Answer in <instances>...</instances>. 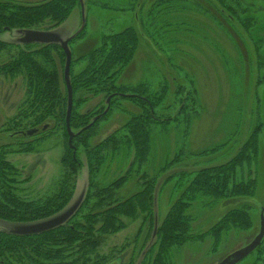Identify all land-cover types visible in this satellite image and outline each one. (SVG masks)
Returning a JSON list of instances; mask_svg holds the SVG:
<instances>
[{
	"label": "rangeland",
	"instance_id": "rangeland-1",
	"mask_svg": "<svg viewBox=\"0 0 264 264\" xmlns=\"http://www.w3.org/2000/svg\"><path fill=\"white\" fill-rule=\"evenodd\" d=\"M12 1L17 4L39 2ZM157 1L79 0V5L63 23L52 28L47 23L32 30L53 32L69 42L72 72L76 75L87 65L82 57L100 46L104 37L134 28L138 32L139 46L118 82L125 85L144 83L153 93L167 85L170 88L168 97L157 109L158 116L163 115V118L176 117L179 111L175 104L178 102L176 90L179 87L186 90L185 94L197 90L199 105L193 107L190 126L184 122L183 114L169 125L154 126L149 161L134 169L118 192L119 197L128 198L147 180L156 179L155 227L182 193L183 188L178 187L182 173L191 174L201 168L228 162L252 136L253 129L262 124L258 134V158L250 167L251 176L257 181L256 195L243 201H217L213 205H208V198H200L188 212L194 219L191 234L195 237L211 228L224 212L245 202L250 205L247 209L252 221L250 230L223 237L215 248L208 236L190 240L171 251L168 263L218 264L254 239L260 230L261 215H264V0H244L231 21L228 12L222 9V14L214 0H170L165 5H154L153 2ZM24 32L4 31L0 33V39L13 45L21 44L19 38ZM13 48L16 53L19 47ZM7 59L8 55H4L0 62ZM65 64L61 66L63 73ZM24 98L22 76L14 80L0 77V147L10 146L9 150L1 149L0 156L3 154L4 160L18 171L16 187L19 196L27 201L43 200L56 192L63 178L66 138L62 128L58 127L38 136L43 139L32 141L33 152L18 153L30 140L18 133L12 136L14 131L2 130L9 120L15 118ZM103 98V95L93 97L83 91L77 92L76 110L79 114L98 111L96 106L99 104L100 109L101 105L107 106ZM84 99L88 100L81 101ZM132 104L123 98L115 99L114 108L101 121L98 134L91 143L95 144L137 115L139 112ZM54 125V121L50 122L41 133H46ZM177 155H180L179 161ZM132 156L125 152L110 159L97 177L98 184L106 186L128 171ZM79 157L83 168L77 175V189L69 207L79 200L82 203L88 191L89 172L83 147L79 149ZM246 168L249 169L247 165ZM247 169L243 173L238 169V180L242 176L240 172L243 179L248 178ZM189 182L187 177L180 186L186 187ZM144 219V215L124 219L126 229L106 238L98 249L101 258L110 257L106 264L139 263L142 254L155 242V229L151 228L149 220ZM19 226L0 221V228L5 230H15ZM150 251L148 256L152 253ZM238 264H264V240L260 248Z\"/></svg>",
	"mask_w": 264,
	"mask_h": 264
},
{
	"label": "trees",
	"instance_id": "trees-1",
	"mask_svg": "<svg viewBox=\"0 0 264 264\" xmlns=\"http://www.w3.org/2000/svg\"><path fill=\"white\" fill-rule=\"evenodd\" d=\"M169 1L158 0L153 3L165 5ZM214 1L216 6L221 8L222 14V9L228 12L231 21L235 19L237 9L244 0ZM79 3V0H45L34 4H17L12 0H0V33L7 30L33 31L32 29L47 23L52 28L63 23ZM138 42V32L134 28H127L118 34L104 37L100 46L84 55L82 60L86 61L87 65L80 73L75 75L71 65L70 80L74 97L71 129L75 134L72 149L66 129L68 93L61 68L66 62V57L60 45H13L0 39V59L8 55L7 61L0 62V77L14 80L22 76L25 81V98L18 106L15 118L9 120L2 131H14L12 136L18 133L30 140L18 150V153L27 154L33 152L35 147L32 141L43 139L38 136H44L61 127L67 148L62 158L64 175L56 192L43 200L35 201H27L19 196L16 187L18 171L9 161L4 160L3 154L0 156V221L20 226L36 224L66 211L77 189V175L83 168L79 157L80 147L84 148L89 172L86 197L80 202L77 212L62 226L30 236L15 235L13 230L0 228V264H106L110 257L101 258L98 249L108 236L126 229L124 219H135L139 215H144V221L149 220L151 228L155 229V242L153 241L148 251L142 254L144 256L138 264H168L171 251L190 240H201L208 236L211 237L215 248L223 237L238 231H248L252 227L251 216L247 211L250 205L244 202L240 207H233L224 212L211 228L203 232L204 234L192 237L191 222L194 219L188 212L200 198H208V205H213L217 201H243L256 195L257 181L251 176L250 167L258 158V134L262 124L253 129L252 136L228 162L201 168L191 174L182 173L180 182L187 177L190 182L186 187H181L179 182L178 187L183 188L182 193L156 227L153 218L156 179L147 180L139 191L128 198L119 197L118 192L129 174L149 161L153 151V127L169 125L177 121L178 116L182 114L189 127L193 107L199 105L197 90L185 94L186 90L179 87L176 90L178 102L175 103L179 111L176 117L166 119L163 115L158 116L157 109L168 97L170 88L167 85H162L161 90L153 93L144 83L119 84L124 69L131 60L133 61ZM14 46L19 47L16 53H13ZM82 91L87 96L103 95L107 106L101 105L100 109L99 104L96 106L98 111L90 110L86 114H79L76 110V93ZM118 98L133 103L139 113L92 144L91 140L98 134L101 121L108 117L114 108V100ZM97 117L99 118L95 121ZM52 121L55 124L53 128L41 133ZM31 130L38 131L33 138L25 135ZM3 148L9 150L10 146H2L0 150ZM125 152L126 155H133L128 171L110 184L100 186L97 177L105 164L117 154L121 156ZM179 156L177 155L178 161ZM238 169L242 173L247 169L248 178L243 179L244 175L240 172L242 176L238 180ZM149 251L152 253L148 256ZM128 264L134 262L130 261Z\"/></svg>",
	"mask_w": 264,
	"mask_h": 264
},
{
	"label": "water",
	"instance_id": "water-1",
	"mask_svg": "<svg viewBox=\"0 0 264 264\" xmlns=\"http://www.w3.org/2000/svg\"><path fill=\"white\" fill-rule=\"evenodd\" d=\"M45 1V0H39ZM20 43L22 45H31V44H57L60 45L62 51L66 57V64L64 69V81L68 93V107H67V115H66V129L69 135V146L74 149L72 144L75 134L71 129V115L73 109V89L70 80L71 73V65H72V53L69 48V42L67 40L62 39L56 33L53 32H41V31H27L20 39ZM110 99H108V103ZM107 111V110H106ZM105 111V112H106ZM99 117L95 118V121ZM37 130H31L26 132V136L31 137L36 134ZM74 152V156H75ZM79 202L71 205L66 211L61 213L60 215L49 219L47 221H43L41 223L29 224V225H21L13 230V234L20 236H30V235H38L41 233H45L51 231L57 227L65 224L78 210ZM264 240V215H261L260 219V230L258 234L251 240L248 244H246L243 248L234 251L233 253L226 256L222 261L218 264H238L247 258L250 254H252L256 249H258Z\"/></svg>",
	"mask_w": 264,
	"mask_h": 264
},
{
	"label": "flooded vegetation",
	"instance_id": "flooded-vegetation-1",
	"mask_svg": "<svg viewBox=\"0 0 264 264\" xmlns=\"http://www.w3.org/2000/svg\"><path fill=\"white\" fill-rule=\"evenodd\" d=\"M15 31H17V30H13V31L7 30L6 32H10V33L14 32L15 33ZM20 39L21 38H19V41H20Z\"/></svg>",
	"mask_w": 264,
	"mask_h": 264
}]
</instances>
